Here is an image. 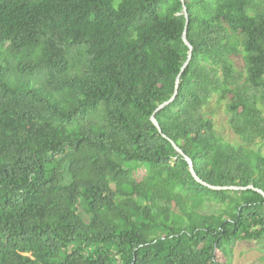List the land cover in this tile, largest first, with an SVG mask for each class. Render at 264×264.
I'll list each match as a JSON object with an SVG mask.
<instances>
[{"label":"trees","instance_id":"16d2710c","mask_svg":"<svg viewBox=\"0 0 264 264\" xmlns=\"http://www.w3.org/2000/svg\"><path fill=\"white\" fill-rule=\"evenodd\" d=\"M183 4L159 133L180 0H0V264H228L264 238V0Z\"/></svg>","mask_w":264,"mask_h":264},{"label":"rangeland","instance_id":"374dc122","mask_svg":"<svg viewBox=\"0 0 264 264\" xmlns=\"http://www.w3.org/2000/svg\"><path fill=\"white\" fill-rule=\"evenodd\" d=\"M1 64H5L4 57L0 56ZM234 66L237 72L244 73L243 63L240 57L233 59ZM244 75V74H243ZM28 80V77H23ZM205 117L211 119L215 133L224 141L233 145H243L242 141L235 135L228 125V113L224 108V103H216L215 98L210 101L209 107ZM253 149L259 151L264 156V142L256 146H251ZM135 178L140 179L143 175L141 168L136 169ZM218 206L215 204H207L201 213L212 214L216 213ZM86 220V217H83ZM228 264H264V238L257 241H239L232 245V252L227 257Z\"/></svg>","mask_w":264,"mask_h":264},{"label":"water","instance_id":"95a60500","mask_svg":"<svg viewBox=\"0 0 264 264\" xmlns=\"http://www.w3.org/2000/svg\"><path fill=\"white\" fill-rule=\"evenodd\" d=\"M180 1L182 2V13H183V15H184V17H185L184 30H183V32H182L181 40H182L183 44L187 47L188 52H187V57H186L185 61L183 62L182 66H181V68H180V70H179V73H178L177 77L175 78L173 94L171 95V97H170L167 101H165V102L159 104V105L155 108V110L153 111L151 117L149 118L150 122L152 123V125L156 128V130H157L159 133H161V130H160V127H159L157 121L155 120L153 114H155L157 111H159V110H161L162 108H164L165 106H167V105H168L170 102H172L173 99L176 97V95H177V89H178V83H179V77H180V75L182 74V72L184 71V69H185V67L187 66V64H188V62H189V60H190V57H191V50H192V47H191V45L189 44V42L187 41V38H186V26H187V24H188V21H187V13H186V8H185V6H184V4H183V0H180ZM171 144H172V146L174 147L175 151H176L178 154H180V155H182V156L184 157V160L186 161V163H187V165H188V170H189V172H190L192 178H193L197 183H200V184H202V185H204V186H207V187H209V188H211V189H215V190H220V189H223V190H226V189H230V190H246V189H253L252 186H247V187H233V186H230V187H214V186H209V185L203 183V182H202V181L196 176V174H195V172H194V170H193V168H192V162H191V160H190L188 157L184 156L183 153H182V151H181L178 147H176L173 143H171ZM253 190H255V191H257L258 193H260V194L263 196V198H264V195L261 193V191L256 190V189H253Z\"/></svg>","mask_w":264,"mask_h":264}]
</instances>
